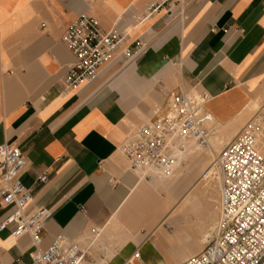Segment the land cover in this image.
<instances>
[{
  "label": "crops",
  "instance_id": "0c3cea01",
  "mask_svg": "<svg viewBox=\"0 0 264 264\" xmlns=\"http://www.w3.org/2000/svg\"><path fill=\"white\" fill-rule=\"evenodd\" d=\"M82 15L106 30L127 31L128 44L144 47L65 93L62 82L74 56L62 36ZM181 91L210 96L205 108L213 131L239 127L254 101L264 111V0H0V145L18 146L27 159L28 211L51 212L42 250L58 237L82 244L93 229L110 227L107 237L121 229L132 237L110 257H88L85 264H169L149 233L177 224L175 213L152 197L140 171H131L121 146L164 117L169 95ZM43 175L47 180L40 182ZM144 203L147 224L135 218L132 229L115 227L118 221L131 225L133 207ZM12 212L0 197V224ZM187 223L182 218L190 239ZM196 247L195 240L183 252L195 255ZM31 250L28 234L0 232V264H32ZM166 253L174 264L184 258Z\"/></svg>",
  "mask_w": 264,
  "mask_h": 264
},
{
  "label": "built area",
  "instance_id": "2783aa9c",
  "mask_svg": "<svg viewBox=\"0 0 264 264\" xmlns=\"http://www.w3.org/2000/svg\"><path fill=\"white\" fill-rule=\"evenodd\" d=\"M176 1L184 4L187 0ZM129 39L130 34L121 28L106 30L97 19L80 16L62 36L74 56L62 82L64 92L92 83L116 58L132 60L144 45L141 41L128 44ZM209 99L205 92L171 93L166 115L141 126L122 144L131 171L156 169L171 174L191 147H206L213 132V117L205 108ZM256 119L237 133L214 163L220 190L218 222L203 250L180 264H264V155L256 147ZM27 167L18 146L0 145V197L5 207L13 208L0 224V232L11 228L15 238L28 234L32 264H85L93 242L84 246L58 237L41 249L51 212L46 208L28 211L32 191L22 183ZM46 180V175L40 178V182ZM101 232L93 229L92 238L98 239Z\"/></svg>",
  "mask_w": 264,
  "mask_h": 264
},
{
  "label": "bare ground",
  "instance_id": "6f19581e",
  "mask_svg": "<svg viewBox=\"0 0 264 264\" xmlns=\"http://www.w3.org/2000/svg\"><path fill=\"white\" fill-rule=\"evenodd\" d=\"M259 107H260L259 102L254 101L253 103H251L249 109H252V108L257 109ZM228 133L229 132L222 130L219 135L211 136L208 140L207 146L204 148L191 147L185 155L180 157L179 163L181 161H183L184 163L182 164V162H181L180 166H178L179 168L177 169V171L175 173L172 172L171 174H165V173L161 172L160 170H156V169H153L149 172H145L144 170H141L140 175H141L143 181L147 180L151 186L154 185L155 182H157V186H156L157 189L154 190L155 195L157 194L158 196H160L162 193L163 194L165 193L167 200L164 202L162 200V197H163L162 196L160 199L157 200V202L161 207H164V208L166 207L167 211L170 212L171 209H172V211H174L175 221L176 220L179 221V219H180L179 217H181L183 214H185L188 210L190 211V209L193 211H196L198 209V206H195L192 204H194L195 201L198 199V197L202 196V195H204L206 197V200H207L205 202V205H204L205 211L203 213L209 214L212 222H214L216 220L217 215H215L213 210H212V207L215 206V198L213 197L214 186L211 185V187L205 189V187H203L202 184L206 181L207 184H205V185H210V181L216 182V180H218V176H217L216 170L213 168V165L218 160V158L222 155L223 151L225 150V148L229 144V142L232 141L235 138V136L237 135L236 134L231 139L229 137ZM227 137L230 139H227ZM226 140H230V141L224 145ZM256 147L259 150V152L264 155V143L263 144L261 143V146H259V145L257 146V144H256ZM183 167H185V168H183ZM186 169L188 170L187 173H186ZM197 171L202 172V174L196 180V182L193 183V180H192L193 175H194V172H197ZM213 174H214L215 178L214 177L212 178ZM207 179H211V180L208 181ZM216 186H217V184H216ZM177 191H180V194H178ZM161 211H163V210H161ZM149 213H150V211H149ZM163 213H164V211H163ZM154 214H156V213H154ZM180 214H181V216H179ZM145 219H146V217H145ZM184 220L190 221L189 217H187V216L184 217ZM154 221L156 222V220H154ZM166 222H167V220L165 221V223ZM149 223H150V221H149ZM187 224L190 226H193L195 224V222L193 224H191V222H189ZM116 226H119V224L117 222H115V227ZM175 232L180 233L181 231H179L178 229H175ZM108 235L109 236L107 237V239L101 238L98 240V242L100 243V244H98V247L103 246V247H105V249L108 250L107 257H110L112 255L111 252L113 251V249L115 248V246L117 244H120L122 241H127L132 237V235H131V233H129V231L126 232L122 229L119 231V234L117 236L112 237L110 233H108ZM209 235H210V233L206 234L202 238V240L200 242V249L201 248L203 249L202 246L204 245L206 238ZM202 243H203V245H202ZM188 252H190V253L188 254ZM188 252L185 253L184 258H180V260H178V263L183 262V260L185 261L186 259H188L189 257H191L194 254L192 251L188 250Z\"/></svg>",
  "mask_w": 264,
  "mask_h": 264
},
{
  "label": "rangeland",
  "instance_id": "374dc122",
  "mask_svg": "<svg viewBox=\"0 0 264 264\" xmlns=\"http://www.w3.org/2000/svg\"><path fill=\"white\" fill-rule=\"evenodd\" d=\"M255 118H257L256 119L257 120L256 123H257V125L259 127V132L256 133V144H257V146L258 145L261 146V143L262 144L264 143V111H263V109H261V106L259 108H257V109L256 108L249 109L248 117L245 120V122L242 123L239 127H236L231 132H229L228 133L229 137L232 139V137H234L237 134V132H239L247 123H249L250 121L254 120ZM212 125H213V123H212ZM215 127L216 126H214V128ZM221 131H222V129L219 128V126H217L215 131H213L211 133L210 137L219 135L221 133ZM135 132L136 131H134V133ZM230 138L227 137V139H230ZM229 141L230 140H226L224 145L227 144ZM181 162H182V164L184 163L183 161H181ZM181 162L177 165L176 169L174 170V173L179 168L178 166H180ZM183 168H185V167H183ZM149 171H151V170H145V172H149ZM187 171L188 170L186 169V173H187ZM201 174H202V172H198V171L194 172L193 179H192L193 183L196 182V180L201 176ZM213 177L215 178L214 174L212 175V178ZM207 180L209 181L211 179H207ZM205 184H207L206 181L202 184V186L205 187V189L211 187V185L214 186L213 197L215 198V206L212 207V210H213L214 214L217 215L216 216V220L214 222H212L211 217H210L209 214H207V213L204 214L203 213L205 211L204 205H205V202L207 200H206V197L204 195H202V196L198 197V199L195 201L194 204H192V205L198 206V209L196 211H193V210L190 209V211L188 210L185 214L182 215L183 219L186 216L189 217V219H190L189 222H191V224H193L195 222V224L193 226H189V230H191L192 233L194 234L193 237H191L190 239L186 237L185 231L183 229L184 224H181L182 223V218L181 217H179L180 218L179 221L178 220H176V221L174 220L175 222H177V224L169 225V226H167L166 229L162 228L157 233H152V231L150 230L149 237L150 236H155V241L154 242L161 249V251L166 255V257H167V259L169 261V264H174V262L172 261V258H170L168 256V254L166 253V250H168V249L169 250L170 249L174 250V252L176 253L175 257H177V255H179V256L182 255V254L185 255L186 252L184 253L183 251H185V249H187V247L191 246L193 244V241L196 240L197 243H198V247H199V249L197 248V252L196 253H198L200 250L202 251V248L200 249V242H201L202 238L206 234L211 233V231L213 230L214 226L216 225L215 223L218 222L219 214H220V208H219V205H220V192L219 191L220 190H219L218 180H216V182L210 181V185H205ZM216 184H217V186H216ZM156 186H157V182H155L154 185L151 186V188H152L151 195L157 201L162 196L165 198L166 195H165V193L164 194L162 193L160 196H158L157 194L155 195V191L154 190L157 189ZM177 193L180 194V191H177ZM146 205H147V203H144V204L140 205L139 207H137V206L133 207L132 213H131V225L130 224L125 225V223H122L120 221H118V224H120L121 226H124V228L132 229L134 227L133 223H134L135 218H136L137 222L146 223L147 224L148 221L143 216L144 215V211L146 209ZM178 226L180 228L178 230L181 231L180 233H176L175 232V229ZM109 228L110 227H108L105 231H102L101 235H100V237L98 239H94V238H92V236L91 237L89 236L88 240H85V241L82 240L83 241L82 244H84L85 246H89L90 243L93 242V243H91V244H93V246L91 245V249H90V252H89V257H94L95 260H98V259H101V258L102 259L106 258V256L108 255V250L105 249V247H103V246L98 247V244H100L98 242V240L101 239V238H106L107 237V231H108ZM144 229L145 230H149L148 228L146 229L145 227H144ZM116 232H118V231H116ZM144 232H146V231H144ZM160 232L162 233V236H159ZM145 238H146V236H143L141 239L144 240ZM152 239L154 240V237ZM136 242L137 243L141 242V240H139V241L136 240ZM202 245H203V243H202ZM202 247L204 248V245ZM135 253L136 252H134V254ZM180 263L181 262H179L177 264H180Z\"/></svg>",
  "mask_w": 264,
  "mask_h": 264
}]
</instances>
